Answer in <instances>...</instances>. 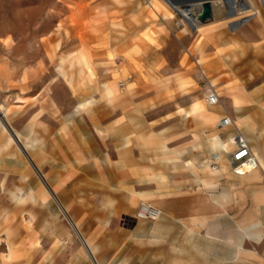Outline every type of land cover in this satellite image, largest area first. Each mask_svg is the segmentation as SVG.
<instances>
[{
	"label": "rangeland",
	"instance_id": "374dc122",
	"mask_svg": "<svg viewBox=\"0 0 264 264\" xmlns=\"http://www.w3.org/2000/svg\"><path fill=\"white\" fill-rule=\"evenodd\" d=\"M147 1L0 0V120L13 133L33 131L41 140L31 161L26 151L25 159L17 150L18 143L0 154V264H69L66 256L87 257L79 235L87 236L97 226L93 217L105 214L102 201L111 198L101 195L127 194L142 173L156 172L166 149L161 135L153 132L170 124L162 123L167 114L189 108L186 93L193 86L195 103L208 112L214 107L207 105L202 88L213 81L219 97L224 80L230 86L264 88L260 0H250L253 12L235 17L234 30L221 3L211 7L212 18L201 23L202 33L189 34L182 33L187 26L182 16L162 0L157 1L173 18L150 20ZM66 37L69 51L63 48ZM79 55L89 60L88 68L69 65ZM202 60L218 62L196 63ZM105 86L113 89L112 95ZM83 100L93 104L72 118ZM195 120L180 117L174 122L193 129ZM216 129L211 126L214 134ZM147 134L156 138L145 140ZM6 136L0 130V148ZM15 149L21 160L12 157ZM193 153L201 158L197 163L210 165L213 155L204 144ZM78 154L84 157L80 163L75 161ZM141 157L148 167L117 164L120 158ZM209 168L195 172L215 174ZM12 193L22 200L14 202ZM67 217L77 224L79 235ZM116 217L118 224L129 225L127 217Z\"/></svg>",
	"mask_w": 264,
	"mask_h": 264
},
{
	"label": "crops",
	"instance_id": "0c3cea01",
	"mask_svg": "<svg viewBox=\"0 0 264 264\" xmlns=\"http://www.w3.org/2000/svg\"><path fill=\"white\" fill-rule=\"evenodd\" d=\"M179 73L183 75L185 71ZM222 85L223 95L218 104L212 106L214 110L210 114L221 119L228 117L234 126L224 130L216 127V133L220 139H229L236 131L244 135L259 168L244 176H235L228 159L230 148L225 164L227 173L195 172L202 169L203 162H196L201 158L194 156L193 151L201 143L208 148L214 134L212 124L199 114L184 116L181 110H174L163 117L166 120L162 123L170 124L153 132L157 137L161 135L162 147L166 149L165 157L156 163V172L142 173L136 181L138 186L127 194L117 191L115 195L108 192L101 195L111 198V201H102L105 214L93 217L98 220L97 226L92 225L87 236L82 235L92 253L85 250L87 257L83 253L66 256V263L264 264V88L247 89L242 83L230 86L226 80ZM202 90L206 93L209 86ZM176 94L181 95L180 91ZM186 96L192 101L188 104L190 108L198 99V91L193 86ZM180 117L196 119L193 129L174 122ZM154 137L143 136L145 140ZM122 159H118L117 164L145 165L142 157L130 159L132 161ZM81 160L84 157L78 154L75 161L80 163ZM111 162L116 163V160ZM190 163L194 169L189 168ZM213 163L212 158L211 167ZM222 165L220 162L214 168ZM158 167H161L160 172ZM141 202L159 210L161 218L154 222L136 220ZM116 216L127 217L129 225L118 224Z\"/></svg>",
	"mask_w": 264,
	"mask_h": 264
},
{
	"label": "bare ground",
	"instance_id": "6f19581e",
	"mask_svg": "<svg viewBox=\"0 0 264 264\" xmlns=\"http://www.w3.org/2000/svg\"><path fill=\"white\" fill-rule=\"evenodd\" d=\"M261 3L264 5V0H260ZM163 4L166 7H169L172 9V11L178 13L179 15L182 16L186 23V27L182 30V33L184 34H189L191 32H198L202 33V25L200 21L198 20V16L200 15L202 11V7L204 3H209L211 7L219 6L221 3L225 6L226 12L224 14V17L226 19H231L232 23L229 28L231 30H234L236 27H238V22L235 17L238 15H243L247 13H251L254 11V9L251 7V2L250 0H162ZM148 7L150 9L148 13V18L152 21H155L157 19H161L163 21L171 20L173 18L172 15L168 14L167 9L162 5L159 1L157 0H151L147 1ZM66 12H70V10L65 7ZM246 22V21H244ZM78 40L81 41L83 44L85 43L83 38H81L80 34L78 35ZM71 40L69 37H66L64 42H63V48L65 50L69 51V48L71 47ZM218 61L217 60H212V61H198L196 62L198 65L203 64L209 66L210 64H216ZM69 65L72 67L73 65H77L79 67H89V60L85 58L83 55H79L76 57H72L71 59L68 60ZM72 84V81L69 80V85ZM215 85V81H213L209 88L213 87ZM105 90L107 95H112L113 94V89L109 86H105ZM93 101L92 100H83L78 102L76 109L73 113V116H76L83 112L88 106L92 105ZM2 109V106L0 105V111ZM180 113H182L184 116L186 115H196L199 114L201 115V118L206 121L207 123H211L212 125L218 126V123L221 119L219 116H215L214 114H210V112L203 110L202 106L198 103H195L190 106L188 110H181ZM5 114V113H4ZM5 116V115H4ZM0 130L2 134H7L5 139L3 140L2 146L0 148V154L5 153L11 146L12 144H16L17 150L20 152V154L25 158L23 154V150L26 151L27 155L26 157L30 160H32V156L34 155L35 150L37 149L36 146L41 143V140L37 138L35 132L30 131L29 135H23L22 133L19 132H11L7 127H5L4 123L0 120ZM15 149V154L12 155V157L15 158V160L19 159L21 160L22 157L21 155L17 152ZM208 150L211 153L213 160L215 163L219 164L220 162L223 164L220 168H209L207 161H204L201 165L200 168L207 167L211 170L214 171L215 174L217 175H222L228 172V167L225 165L227 164V154L230 151V143L229 141L223 142L218 134H214L208 144ZM26 159V158H25ZM30 160V161H31ZM189 168L194 169V166L190 163ZM47 193V192H46ZM44 195V200L47 199V195ZM48 196L59 206L60 210L62 213H65L66 208L64 205H62L61 201L58 199L56 195L52 193V191H48ZM12 200L15 201H21L22 200V195L18 196L17 194L12 193L11 194ZM46 202V201H45ZM145 203V202H144ZM68 218V217H67ZM70 223L72 224L73 229L77 232L79 235V229L75 222H72L70 218H68ZM80 239L82 241V245L84 249L90 254L92 253V248L89 246L82 234L79 235Z\"/></svg>",
	"mask_w": 264,
	"mask_h": 264
},
{
	"label": "built area",
	"instance_id": "2783aa9c",
	"mask_svg": "<svg viewBox=\"0 0 264 264\" xmlns=\"http://www.w3.org/2000/svg\"><path fill=\"white\" fill-rule=\"evenodd\" d=\"M123 85H121L122 87ZM219 102L218 94L210 88L207 90L206 103L210 106L217 105ZM234 126L232 119L223 117L220 119L217 128L219 130L228 129ZM231 151L228 155L231 170L235 176H244L259 168L256 156L253 154L248 140L239 131L232 134L229 139ZM215 162V161H214ZM217 163L212 166L216 167ZM162 213L147 203H140L135 219L140 221H157Z\"/></svg>",
	"mask_w": 264,
	"mask_h": 264
},
{
	"label": "water",
	"instance_id": "95a60500",
	"mask_svg": "<svg viewBox=\"0 0 264 264\" xmlns=\"http://www.w3.org/2000/svg\"><path fill=\"white\" fill-rule=\"evenodd\" d=\"M212 18V8L209 3H204L202 7V11L200 15L198 16V20L200 23H205Z\"/></svg>",
	"mask_w": 264,
	"mask_h": 264
}]
</instances>
